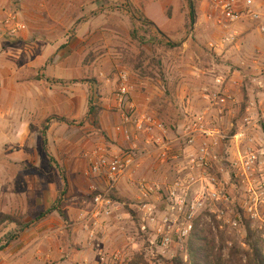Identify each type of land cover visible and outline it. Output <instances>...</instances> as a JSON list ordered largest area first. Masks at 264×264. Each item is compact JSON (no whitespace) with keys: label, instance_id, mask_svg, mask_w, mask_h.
<instances>
[{"label":"rangeland","instance_id":"obj_1","mask_svg":"<svg viewBox=\"0 0 264 264\" xmlns=\"http://www.w3.org/2000/svg\"><path fill=\"white\" fill-rule=\"evenodd\" d=\"M11 1L13 4L4 10L3 18L15 13L22 16L20 20L25 25L26 21L21 18L26 0ZM213 1L28 0L26 4L36 8L33 10L36 20L33 21L35 28L30 31L31 37L34 41L41 38L50 45L52 57L46 66L53 65L57 55L65 53L67 69L73 74L77 72V78L54 80L52 85L62 83L66 88L62 91L68 96L72 94L70 85L77 82L82 87L84 124H94L101 146L111 155H120L127 147L116 130L122 112L117 97L121 75L129 77L133 101L139 113L156 115L165 111L168 121L178 114L184 120L187 112L200 111L203 105L201 94L213 85L216 76L227 78L230 91L239 100V105L233 109L234 116L230 117L235 125L245 118L250 103L258 105L264 102V94L258 91L254 82L256 68L264 67V34L243 22L235 27L243 35L233 43L224 44L223 40L232 33L225 32L218 24L220 15L213 8ZM238 1L242 6L246 0ZM256 2L264 9V0ZM41 23H47V26L43 28ZM92 108L97 111L92 112ZM114 117L118 120L113 121ZM87 131L85 129L84 133L88 137L90 132ZM145 159L155 164L153 156ZM150 169H145L147 175L144 170L140 176L149 177L152 174ZM164 169L168 168L164 167L163 172ZM93 183L91 180L87 184L89 195ZM123 186V191L115 195L120 209L113 215L115 221L110 231L113 243L108 242L99 250L95 249L96 246L93 248L92 238L85 235L87 225L81 223L92 207L85 211V216H78L81 218L79 221H66L68 216L64 211L73 204V197H69L68 187L56 186L58 212L35 222L40 212L55 204L51 206L49 195L43 196L46 205L30 211L28 220L35 224L0 252V264H165V261L177 258L190 264L189 242L183 248L169 252L152 247L141 235L137 215L129 212L131 209L137 214L131 199L134 193L127 182ZM23 210L20 205L13 213L8 206H0V219L5 213L22 216ZM214 226L216 231L212 224L205 225L203 230L213 233L216 251H220L222 238L225 239L224 260L230 258L232 247L251 251L250 235L253 242L259 243L264 255V237L254 223L245 221L240 233L221 228L218 222ZM13 230L14 226L10 225L0 227V247L6 244L5 238ZM104 233L107 232L102 230L98 238L105 239ZM86 248L87 254L83 251ZM101 250L104 252L99 255ZM102 258L105 261H101ZM240 258L243 263L247 262V256Z\"/></svg>","mask_w":264,"mask_h":264},{"label":"built area","instance_id":"obj_2","mask_svg":"<svg viewBox=\"0 0 264 264\" xmlns=\"http://www.w3.org/2000/svg\"><path fill=\"white\" fill-rule=\"evenodd\" d=\"M213 8L221 28L232 33L224 44L243 35L235 30L243 22L264 34V9L256 0L242 6L238 0H214ZM3 26L11 36L24 29L15 13L7 15ZM255 77L256 88L264 94V67L256 68ZM117 97L122 112L116 130L127 147L120 155L106 148L86 154L95 199L85 219L109 218L113 209L119 210L111 194L127 182L139 232L154 248L179 250L205 225L216 231L217 222L240 233L250 221L264 237V102L250 103L245 118L235 125L230 117L239 100L227 78L216 76L201 94L200 111L187 112L182 126L171 132L155 114L138 112L126 74L120 77ZM147 156L154 157L156 166L151 176L141 177ZM164 167L168 169L163 172Z\"/></svg>","mask_w":264,"mask_h":264},{"label":"crops","instance_id":"obj_3","mask_svg":"<svg viewBox=\"0 0 264 264\" xmlns=\"http://www.w3.org/2000/svg\"><path fill=\"white\" fill-rule=\"evenodd\" d=\"M26 3L21 18L26 21L25 30L8 39L11 35L5 32L3 22L6 17L3 18L2 14L13 2L0 0V206H8L9 211L15 213L21 205L23 215L30 219L31 209L46 205L43 196L49 195L52 206L57 198L56 186H66L70 190L69 197H73V204L64 211L68 216L66 221H79L92 205L88 200L87 184L91 180L87 177L85 156L104 147L99 143L94 124H84L82 87L77 82L70 85L72 94L68 96L62 91L66 89L62 83H55L71 80L73 76L77 78V70L73 74L67 69L65 53L57 55L53 65L46 66L52 57L50 45L41 38L34 41L31 37L30 31L35 28L33 21L36 20L33 10L36 8ZM41 26L45 28L47 23H41ZM54 80L56 85H52ZM56 89L60 91L55 92ZM84 128L90 132L88 137ZM151 163L152 160L146 159L143 169L151 168L152 173L156 164ZM123 189L124 186L119 191ZM131 199L133 201L134 197ZM115 210L109 218L82 219V225H87L85 235L92 238L93 248L96 246L95 249L99 250L108 242H114L110 231ZM102 230L107 232L103 234V240L98 238ZM87 248L83 250L86 254L89 252Z\"/></svg>","mask_w":264,"mask_h":264},{"label":"trees","instance_id":"obj_4","mask_svg":"<svg viewBox=\"0 0 264 264\" xmlns=\"http://www.w3.org/2000/svg\"><path fill=\"white\" fill-rule=\"evenodd\" d=\"M92 112L97 111V109H91ZM121 115V114H120ZM157 118L160 119L165 126L171 131L176 132L177 129L182 126L183 120L180 115L171 121L167 120V113L162 111L156 113ZM117 193L114 191L111 194V198L118 202V198L115 196ZM95 195H89L88 200L92 202L91 207L94 204ZM91 209V208H90ZM129 210V209H128ZM58 212L56 203L44 212H40L37 220L35 222L41 221L46 215H51ZM130 213L136 215L135 211L129 210ZM34 221H29L25 216H16L15 214H3L0 219V227L4 225L14 226V230L6 236L7 240L5 245L0 247V252L5 250L8 245L14 241H17L25 232H28L30 228L35 224ZM139 222V221H138ZM213 233L211 231H205L203 229L197 230L191 237L189 241V254H190V264H264V255L258 242H253V236L249 237V246L251 251H241L235 247L231 249V255L228 260L223 259L222 250L226 247L225 239L222 238V246L220 251H216L215 240L212 238ZM247 256V262L243 263L240 256ZM165 264H185L184 260L181 258L174 259L172 261H165ZM134 264V263H131Z\"/></svg>","mask_w":264,"mask_h":264}]
</instances>
